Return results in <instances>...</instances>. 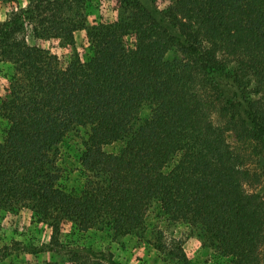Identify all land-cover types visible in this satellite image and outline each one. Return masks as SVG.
Masks as SVG:
<instances>
[{"label": "trees", "instance_id": "1", "mask_svg": "<svg viewBox=\"0 0 264 264\" xmlns=\"http://www.w3.org/2000/svg\"><path fill=\"white\" fill-rule=\"evenodd\" d=\"M86 1L29 0L0 22V61L11 65L0 96V213L28 210L50 229L46 242L0 247V262L22 249L123 264L65 245L63 228L136 233L159 202L172 221L199 228L223 264H264V0H114L118 17L93 26ZM80 29L92 54L66 65L28 42L73 46ZM76 127L90 133L84 182L69 191L57 148ZM117 141V152L103 150ZM174 255L191 264L181 248Z\"/></svg>", "mask_w": 264, "mask_h": 264}, {"label": "rangeland", "instance_id": "2", "mask_svg": "<svg viewBox=\"0 0 264 264\" xmlns=\"http://www.w3.org/2000/svg\"><path fill=\"white\" fill-rule=\"evenodd\" d=\"M168 1V0H167ZM29 0H17L15 4L0 2V22L18 6L25 7ZM87 25L111 22L119 11L114 0H87L84 3ZM30 44L38 45L56 54L66 65L74 54L86 59L92 54L86 30L75 32L73 46L57 40H40L28 36ZM11 74V65L0 61V96ZM149 115V108L143 107L142 119ZM90 129L76 127L65 136L57 148V166L60 170V183L67 190H79L84 182L81 173L80 156L84 150ZM123 146L122 141L103 146L107 153H115ZM264 189V185L261 186ZM50 229L46 224L33 219L28 210L17 213H0V247L13 243L38 244L48 241ZM61 241L68 246L90 247L96 251H106L123 264H176V255L181 248L191 264H223L226 259L215 252L205 241L202 231L184 222L172 221L163 211L159 202L149 208L144 226L136 233L115 235L104 228H93L86 232L77 231L67 224L61 233ZM170 252V254H169ZM173 254V255H172ZM0 264H70L68 257L53 252L31 254L22 249H14L3 258Z\"/></svg>", "mask_w": 264, "mask_h": 264}, {"label": "clouds", "instance_id": "3", "mask_svg": "<svg viewBox=\"0 0 264 264\" xmlns=\"http://www.w3.org/2000/svg\"><path fill=\"white\" fill-rule=\"evenodd\" d=\"M25 3H26V0H25ZM3 19V17H0V20H2Z\"/></svg>", "mask_w": 264, "mask_h": 264}]
</instances>
